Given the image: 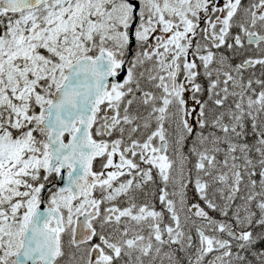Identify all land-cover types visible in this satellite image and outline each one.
<instances>
[{
  "label": "snow or ice",
  "instance_id": "obj_1",
  "mask_svg": "<svg viewBox=\"0 0 264 264\" xmlns=\"http://www.w3.org/2000/svg\"><path fill=\"white\" fill-rule=\"evenodd\" d=\"M0 264H264V0H0Z\"/></svg>",
  "mask_w": 264,
  "mask_h": 264
}]
</instances>
